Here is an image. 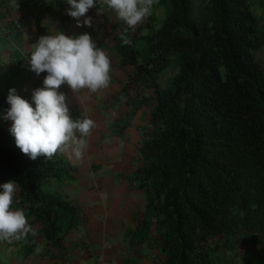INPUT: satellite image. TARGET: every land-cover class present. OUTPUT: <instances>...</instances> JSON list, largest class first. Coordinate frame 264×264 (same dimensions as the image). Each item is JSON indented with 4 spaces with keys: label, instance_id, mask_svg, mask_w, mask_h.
<instances>
[{
    "label": "trees",
    "instance_id": "trees-1",
    "mask_svg": "<svg viewBox=\"0 0 264 264\" xmlns=\"http://www.w3.org/2000/svg\"><path fill=\"white\" fill-rule=\"evenodd\" d=\"M20 8L59 12L67 0H16ZM264 2V0H263ZM160 26L139 58L116 37L120 66L133 72V113L149 107L151 129L142 140L133 181L144 190L138 232L156 230L163 264H211L230 240L251 236L264 246V64L257 58L259 21L253 0H159ZM178 60L162 84L161 75ZM148 89L150 92H145ZM5 95L0 84V108ZM72 118H82L73 109ZM11 121L0 123V185L14 181L17 204L37 235L19 241L23 255L43 245L51 255L79 223L76 205L52 181L69 179L63 161L32 160L17 147ZM3 189L0 188V192ZM35 240V243L32 241ZM141 241V240H139ZM1 264V262H0Z\"/></svg>",
    "mask_w": 264,
    "mask_h": 264
},
{
    "label": "crops",
    "instance_id": "crops-1",
    "mask_svg": "<svg viewBox=\"0 0 264 264\" xmlns=\"http://www.w3.org/2000/svg\"><path fill=\"white\" fill-rule=\"evenodd\" d=\"M15 3L18 5L16 0ZM11 4L12 0H0V5L6 6L10 16L18 19L21 25L8 39L0 37L4 115L10 109L7 103L10 89H15L17 95L35 108L33 93L44 87L47 73L37 76L30 71L27 62L30 46L40 36L55 34L56 27L68 36L91 35L108 55L112 71L109 87L101 92L91 93L85 89L75 94L67 84L59 89L67 98L71 116L76 109L82 117L86 115L95 123L91 135L86 138L87 148L82 160H70L59 152L53 156L63 161L70 178L52 181L46 186L66 195L76 205L79 223L66 232L61 241L63 249L54 250L55 255L41 244L39 253L23 255L19 242L11 245L0 242V253L6 260L5 263L0 261L1 264H163L157 231L138 232L146 200L144 190L133 181L135 169L140 164V144L151 129H147L148 121H145V118L149 120V107L146 113L141 110L143 105L131 113L134 93L124 96L123 85L133 67L120 66L115 49L118 36L137 39L144 35L149 28L146 19L132 31L124 21L117 19L114 11L98 4L87 13L93 26L77 27L76 20L67 15L71 7L68 3L59 12L50 3L42 10L13 8ZM160 5L158 0L152 12ZM160 7L163 14L164 9ZM25 55L28 60L23 63ZM15 194L18 196V187ZM16 209L22 210L18 205ZM211 264H264V246H259L251 236L230 240L228 249L211 255Z\"/></svg>",
    "mask_w": 264,
    "mask_h": 264
},
{
    "label": "clouds",
    "instance_id": "clouds-1",
    "mask_svg": "<svg viewBox=\"0 0 264 264\" xmlns=\"http://www.w3.org/2000/svg\"><path fill=\"white\" fill-rule=\"evenodd\" d=\"M71 6L67 15L74 18L77 27H92V18L87 13L93 7L106 5L115 12L132 31L152 15L153 6L158 0H67ZM11 6L18 7L15 0ZM81 18H84L81 21ZM127 30V29H126ZM55 34L40 36L30 46V71L37 76L47 73L44 87L33 93L32 104L9 90L7 110L4 119L11 120V135L17 147L32 160L39 156L51 159L58 152L66 154L70 160H82L87 148V137L95 123L84 115L73 119L66 102L65 94L59 91L67 84L75 94L82 90L98 93L107 89L111 82V61L103 50L85 33L76 37L65 35L54 28ZM122 44L131 46L132 41L121 35ZM0 242L9 245L27 240L29 234L37 235L29 224L23 210L12 208L17 183L14 181L0 185ZM35 243V240L32 241ZM42 248L38 246L36 252Z\"/></svg>",
    "mask_w": 264,
    "mask_h": 264
},
{
    "label": "rangeland",
    "instance_id": "rangeland-1",
    "mask_svg": "<svg viewBox=\"0 0 264 264\" xmlns=\"http://www.w3.org/2000/svg\"><path fill=\"white\" fill-rule=\"evenodd\" d=\"M160 6H156L154 8V12H152V15L146 18V25H148L149 28H146V30L143 33L144 35L151 34L154 30H156L160 26L161 21L164 17L163 16L164 11L162 14V11H161L162 8ZM252 8H253V11H254V13L257 16V19L259 21L257 35H258V39L260 42V47L257 50L256 54H257V58L264 64V2H263V0H253ZM147 45H148V43H147V40L145 38L140 37V38L135 39V47L138 49L139 58L142 60L145 59L147 56V52H148ZM177 69H178V60H177V58H175V56H173L171 65L169 67H167L161 75L162 84H164V85L167 84L168 77L172 76L175 72H177ZM145 92L146 93L150 92V90L146 89ZM129 93H133L132 90H129ZM142 109L144 112L145 111L148 112V107L146 105H143L141 110ZM3 113H4V107L2 106L0 108V123H5L6 121H8V120L4 119L5 115ZM145 121L147 122L148 120L145 118ZM150 127H151V125H149L147 123V129H150ZM17 197L18 196H16V194H15L14 195V202L12 205L13 209L16 207V205H18L17 200H16ZM0 261L2 263L6 262V260L4 259L3 253H0Z\"/></svg>",
    "mask_w": 264,
    "mask_h": 264
},
{
    "label": "built area",
    "instance_id": "built-area-1",
    "mask_svg": "<svg viewBox=\"0 0 264 264\" xmlns=\"http://www.w3.org/2000/svg\"><path fill=\"white\" fill-rule=\"evenodd\" d=\"M21 25L18 19L12 18L6 6L0 5V37L8 39L20 29ZM28 57L25 55L23 63H26Z\"/></svg>",
    "mask_w": 264,
    "mask_h": 264
}]
</instances>
